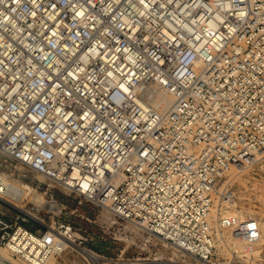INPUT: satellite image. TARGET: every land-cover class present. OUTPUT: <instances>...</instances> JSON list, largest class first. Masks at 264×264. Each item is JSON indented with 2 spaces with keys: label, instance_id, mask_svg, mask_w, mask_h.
<instances>
[{
  "label": "built area",
  "instance_id": "1",
  "mask_svg": "<svg viewBox=\"0 0 264 264\" xmlns=\"http://www.w3.org/2000/svg\"><path fill=\"white\" fill-rule=\"evenodd\" d=\"M259 150L264 0H0V264H256Z\"/></svg>",
  "mask_w": 264,
  "mask_h": 264
},
{
  "label": "bare ground",
  "instance_id": "2",
  "mask_svg": "<svg viewBox=\"0 0 264 264\" xmlns=\"http://www.w3.org/2000/svg\"><path fill=\"white\" fill-rule=\"evenodd\" d=\"M147 92H148L149 95H151V98H152L153 102L159 108H164L165 106H167V104L170 101V97L169 96L164 95L161 91H158L156 89L153 90L152 88H149ZM262 150H259L258 152H256L257 157L263 156L264 151H262ZM14 171H18L19 173H21L24 170L22 169V167H20L18 165H16L13 168L11 167L10 164H6L4 167H0V175L3 177V180H2L3 183L8 184V185H12V186H16L20 190L25 191L26 193L31 194V198L32 199L38 200V201H42L43 200L42 194L41 193H38L39 191L34 190L33 187H31V184L29 182H26L23 179H21L19 177V175H16L15 174ZM240 210L243 211L245 209L244 208L243 209L242 208L241 209L240 208H237L233 204L232 206H230V208L225 213H227V214L228 213H237V211L239 212ZM260 227H261L262 232H263V226H261V222H260ZM227 237L229 239V244H230L231 248H233L236 251H240L241 248H242L241 242L239 240L233 238L231 235H228ZM75 248L78 250V252H80V254L85 259V261L86 260H89L91 262H94V264H104L103 263L104 260H100L97 263V261L95 259V256H93L92 254H90V252H87L86 250L81 249V248H77V247H75ZM1 253L4 254V255H6V256H10V253L7 250H5V249H2L1 250ZM253 253H255V254H253ZM248 254L250 256L251 255H254V256H256V255L264 256V236H263L260 244L255 249H253L251 252L247 253V255ZM13 260L17 264H28V261H26L25 258L17 257V258H13ZM138 260H139V258H138ZM133 263L134 264H139L140 261H135ZM43 264H62V263L58 262L57 257L50 256L48 258V260L45 263H43Z\"/></svg>",
  "mask_w": 264,
  "mask_h": 264
},
{
  "label": "rangeland",
  "instance_id": "3",
  "mask_svg": "<svg viewBox=\"0 0 264 264\" xmlns=\"http://www.w3.org/2000/svg\"><path fill=\"white\" fill-rule=\"evenodd\" d=\"M5 163H1L3 165ZM4 167V166H3ZM5 169V168H4ZM244 188L242 189V195H244V199H241L238 204L237 208H244L243 212L255 215L256 217H259L261 226H263V236H264V191H259V189H254L250 187V184L247 183L246 185H243ZM40 193V192H38ZM228 210V209H227ZM129 247L128 252L126 253V256L129 257L130 261H141V259L146 258L148 256V253L146 251H138V249L134 248V244H131V239L129 241ZM136 243V241H135ZM158 250L160 252H164L165 248L161 247L160 245H157ZM76 250H66L65 253H61L59 257H57L58 262L62 264H86L87 262L82 257L80 252ZM257 252V251H256ZM255 252V253H256ZM253 253V254H255ZM70 254V255H69ZM108 255H112L113 257H116L115 253L108 252ZM261 260H257L255 262L256 264H264V256H261ZM259 259V258H257Z\"/></svg>",
  "mask_w": 264,
  "mask_h": 264
}]
</instances>
